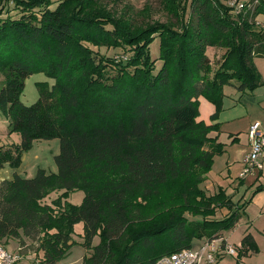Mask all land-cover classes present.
Wrapping results in <instances>:
<instances>
[{
  "label": "trees",
  "instance_id": "16d2710c",
  "mask_svg": "<svg viewBox=\"0 0 264 264\" xmlns=\"http://www.w3.org/2000/svg\"><path fill=\"white\" fill-rule=\"evenodd\" d=\"M253 2L235 18L222 0H162L170 21L133 29L103 0H0V111L21 135L19 144H0V168H19L35 141L60 140L57 172L16 173L0 184V244L27 239L43 253L37 264H62L82 222L83 264H155L234 229L247 204L223 189L207 196L201 185L224 152L210 134L220 130L225 86L252 94L264 84L255 64L264 58V31L255 30L264 0ZM215 46L228 51L212 74L207 49ZM96 48L132 56L123 64ZM36 73L55 82L37 83L39 99L25 105ZM201 97L215 106L212 124L199 120ZM76 190L82 204H63ZM56 191L63 194L51 206L45 199ZM223 208L230 214L214 219ZM258 251L247 234L236 264Z\"/></svg>",
  "mask_w": 264,
  "mask_h": 264
},
{
  "label": "rangeland",
  "instance_id": "374dc122",
  "mask_svg": "<svg viewBox=\"0 0 264 264\" xmlns=\"http://www.w3.org/2000/svg\"><path fill=\"white\" fill-rule=\"evenodd\" d=\"M222 1L226 5L234 9L232 14L234 15L235 18H237L236 16L241 13L248 12L249 8H252V6L255 3L253 2V0H222ZM103 3L108 8V10H110L116 16V18L129 19L133 29L145 28L147 23L149 24L153 22L168 23L170 21V17L166 14V11L164 10L162 0H103ZM240 4H243L244 7L240 8L239 7ZM10 6L11 7L9 8L11 9V11H13V9H15V4L11 3ZM16 11L17 10H14V12ZM248 17L249 20L253 19L250 16ZM255 24L257 28V29L255 28L256 31H258V29L264 31V15H258L255 18ZM95 51L96 52L98 51L100 53V54L97 53V55L111 58L113 60H116L117 62H122L123 64H126L129 57L132 56V52L129 50V48H125V49L96 48ZM227 51L228 49L220 48L217 46L209 47L207 49V56L211 64L210 67L212 74L214 73V71L216 72L217 69L221 66L222 62L226 57ZM159 53H160V44H159V38L157 37L155 42L151 45V54L153 59H158ZM262 61L263 60L259 58L256 59L255 63L258 64L259 62H261L264 65V61L263 62ZM161 63L162 61H157V65H156L157 70L160 69ZM113 71L115 70L112 69L111 72L113 73ZM261 72L260 74L262 76L264 74V70H261ZM3 80H4V76L2 73H0V88L2 87ZM40 82H49V84L52 86L55 81L53 79L48 78L44 73H36L30 76L26 80L25 90L21 96V101L23 104L32 105L39 99L40 93L37 87V83ZM256 90L258 91V88ZM224 93H225V98L223 103V111L220 116V122H222V127L224 131L223 135H225L224 139L229 138L231 140V138L234 137L232 140L231 148L229 149L228 153L230 154L231 158L234 159V163L236 161L237 165L239 164L241 165L242 164L241 158L245 153V145H246L245 142L247 141L245 139L246 127L248 125L249 120H251V118H249L248 121H246L245 116L252 115V114L249 115L247 113V110H250L251 102L254 101L255 97L252 95L253 93L252 94L242 93L231 85L225 86ZM258 101L261 102L262 100L258 99ZM258 101L254 102V105H259L260 107V104H257ZM204 102H207L208 104L212 105L211 103L208 102V100L204 99ZM201 111H202L201 117L206 118L209 112L208 105L202 104ZM253 123H256V121L253 120L252 124ZM19 143H21V135L19 133L10 132L9 120L0 111V144L5 146H11ZM59 152H60L59 139L35 141L32 149L26 152L25 163L21 171V175L23 177L33 178L36 176V173L40 168L47 169L48 171L51 170L57 171V165L55 163L54 157L58 155ZM34 157H35V161H34ZM214 165L217 169H220L221 167H223V161L217 160L216 164L214 161L213 166ZM240 178L243 179V177H241V174H240ZM247 186L248 185L245 186V184H242V186L238 190L237 189L231 190L232 201L236 205L237 204L245 205L244 197H245V188H247ZM62 194L63 192L60 191L53 192L48 198L45 199V202L53 206L54 201L58 198H61ZM84 197H85L84 191L76 190L67 194L66 197H63L62 201L63 204L65 202H69L74 205H80L82 204ZM248 205L249 206L247 211L249 215L244 214L238 225L234 229L226 232V238L228 244L234 247L239 246L244 237L245 222L247 221L248 217L251 219H257L258 223L261 222V220L258 218L260 214L259 208L252 204H248ZM221 215L222 214L219 211L216 219L218 220L223 219ZM187 216L190 220H194V217L192 215L187 214ZM196 219L201 220L202 218L198 217ZM83 227L84 225L82 222L76 224L74 227L73 239L74 241H76L77 244L74 245L70 255L66 259H64L63 262L66 264H83V259L87 255V251H88L82 245L84 242L82 238ZM12 240H16V239L12 238ZM99 242H100V236L97 235L96 238L94 239V245H97ZM203 244L204 241L195 240L192 249H200L203 246ZM10 245H12V243H10ZM3 246L5 247V245ZM257 246L259 249L258 253H254L252 256H248L246 260L243 258L244 260L242 259L241 264H264V236H258ZM18 252H20L21 254V251ZM39 256L40 255H38L37 258H35L37 261L41 260L42 258L41 256L40 257ZM237 257H239V253ZM237 257L226 255L224 258L220 260L219 264H236L238 261ZM37 261H35L36 262L35 264L38 263ZM31 263L32 262H29L28 258L23 259L22 256V259L18 264H31Z\"/></svg>",
  "mask_w": 264,
  "mask_h": 264
},
{
  "label": "crops",
  "instance_id": "0c3cea01",
  "mask_svg": "<svg viewBox=\"0 0 264 264\" xmlns=\"http://www.w3.org/2000/svg\"><path fill=\"white\" fill-rule=\"evenodd\" d=\"M256 59H259V58H256ZM256 59H255V62H256ZM260 59H262L264 61V58H260ZM256 67L258 68V70L260 72H261V70H264V65L261 62L256 64ZM262 76H263V81H264V74ZM256 92H257V94H256ZM252 95L255 98H254L253 102L248 101V102H251V105H250V110H247V113L249 115L250 114H252V115H250V116L246 115L245 116L246 121H248L249 118H251V120H249L248 125L246 127L245 139L247 141L245 142V144H246L245 145V153L241 158L242 164L240 165L238 163L239 165H237L236 161L234 163V159H232L230 154L228 153L229 149L231 148L232 140L234 137L231 138V140L229 138L224 139L225 135H223L224 131H223V127H222V122H220V118H219L218 122L220 123V130L212 132L210 134V136L212 138H215L217 140V143H221L224 145L223 154L216 155L214 158L215 164H216L217 160L223 161V167H221L220 169H217L214 165L212 170L208 173L206 180L201 185V188L205 191L207 196L215 195L216 193L219 192L220 189H223L227 195L231 196V190L232 189L238 190L242 186V184H245V186L248 185L247 188H245V197L244 198H245V204H247V205H246L244 214L249 215V213L247 211L248 206H249L248 204H252L254 206H257L260 210V214H259L258 218L261 220V222L258 223L257 219H251L248 217L247 221L245 222L244 237L247 234L252 235V237L254 238V240L257 244L258 243V236H264V169H263V171L259 172L258 174L251 175V176L245 177L243 179L240 178V174L243 170V159L250 152V149H251L250 141L248 138L249 126L252 124V121L255 120L256 122L260 123L261 128L264 130V84L258 88V91L255 90ZM204 99H205L204 97L200 98V104H201L200 111L202 108V104H206L209 107V112H208V115L206 118H203L200 116L199 120L205 121L207 124H212L210 117L215 112V106L212 103H211L212 105H210L207 102H204ZM258 99L262 100V101L260 102V101H258ZM256 101H258L257 104H260V107H259V105H254V102H256ZM201 113H202V111H201ZM221 114H220V116H221ZM231 135H232V133H231ZM25 158H26V153L23 154L22 160H21V165L17 169L12 168L9 164H6L4 167L0 168V184L6 180L13 179V177L16 173L18 175L22 176L21 171L24 167ZM34 161H35V157H34ZM262 161L264 164V153H263ZM51 171L57 172V171H53V170H51ZM257 190H259V191H257ZM255 191H257L256 194H255ZM219 211L221 212V214H222L221 217H223V219L230 214V210L227 208L218 209L217 214L214 217V219L217 218ZM226 232L227 231L221 232L219 234V236H222L227 240ZM205 239H207V238L197 239V240L204 241ZM25 241H26V244L24 246H21V244L19 243L18 240H12V238H5L1 241V243L3 245H5V247H7L6 249H8L9 251H13V252L21 251L23 259L28 258L29 262H32L31 264H35L36 263L35 261H37L35 258H37L38 255L43 257V253L37 250V244L36 243L33 244L32 242H30L27 239H25ZM10 243H12V245H10ZM239 246H241V243ZM240 249H241V247H240ZM70 253H71V251H70ZM89 254H90L89 251H87V255H89ZM253 254H254V252H250L249 256H252ZM35 255H37V256H35ZM246 258L247 257H245L244 259L246 260ZM39 261L40 260H38L37 262H39ZM63 261H62V264H66Z\"/></svg>",
  "mask_w": 264,
  "mask_h": 264
},
{
  "label": "built area",
  "instance_id": "2783aa9c",
  "mask_svg": "<svg viewBox=\"0 0 264 264\" xmlns=\"http://www.w3.org/2000/svg\"><path fill=\"white\" fill-rule=\"evenodd\" d=\"M240 8L244 5L240 4ZM248 138L250 141V152L243 159V172L241 177L255 175L263 171L262 161L264 153V130L260 123L256 122L250 125L248 129ZM241 246H232L222 237L205 239L200 249H184L161 257L155 264H219L220 260L226 255L237 257ZM22 259L20 252L7 250L0 244V264H18Z\"/></svg>",
  "mask_w": 264,
  "mask_h": 264
}]
</instances>
